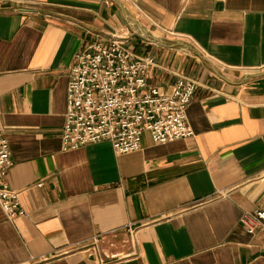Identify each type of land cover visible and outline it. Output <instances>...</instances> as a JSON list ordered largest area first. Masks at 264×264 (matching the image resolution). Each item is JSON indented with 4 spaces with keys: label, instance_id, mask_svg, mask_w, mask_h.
Returning a JSON list of instances; mask_svg holds the SVG:
<instances>
[{
    "label": "crops",
    "instance_id": "obj_1",
    "mask_svg": "<svg viewBox=\"0 0 264 264\" xmlns=\"http://www.w3.org/2000/svg\"><path fill=\"white\" fill-rule=\"evenodd\" d=\"M115 38L164 91L197 82L193 135L62 151L73 57ZM0 128L24 213L0 209V264H264L240 223L264 209V0H0Z\"/></svg>",
    "mask_w": 264,
    "mask_h": 264
},
{
    "label": "built area",
    "instance_id": "obj_2",
    "mask_svg": "<svg viewBox=\"0 0 264 264\" xmlns=\"http://www.w3.org/2000/svg\"><path fill=\"white\" fill-rule=\"evenodd\" d=\"M155 58L133 53L113 39L108 45L87 44L75 53L69 67L61 150H75L106 141L115 155L140 149L143 133L154 144L193 135L186 109L197 82L177 77L169 91L151 84L147 72ZM12 166L0 128V209L7 219L23 215L18 193L5 182ZM240 223L249 234L262 230L264 209L244 213ZM98 243L94 239L93 245ZM94 252H97L94 248Z\"/></svg>",
    "mask_w": 264,
    "mask_h": 264
}]
</instances>
